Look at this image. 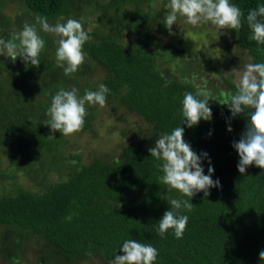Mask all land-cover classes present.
Returning <instances> with one entry per match:
<instances>
[{"label": "trees", "instance_id": "16d2710c", "mask_svg": "<svg viewBox=\"0 0 264 264\" xmlns=\"http://www.w3.org/2000/svg\"><path fill=\"white\" fill-rule=\"evenodd\" d=\"M230 2L243 13L242 27L236 33L238 46L252 63H264V44L251 39L252 30L246 19L250 10L264 5V0ZM22 5L33 18L44 17L48 22H64L69 11L68 0H22ZM258 19L264 21V17ZM16 35L8 31L2 36L11 40ZM89 36L83 46L85 56L105 73L95 82L87 81V77L81 85L72 83L71 77L65 76L56 65L55 56L46 54L45 48L52 46V37L45 35L40 36L45 48L36 67L39 77L29 75L32 78L26 83L23 70L11 75L8 68L14 66L0 59V120L5 111L23 113L22 117L13 116L10 134L15 139L0 140V146L9 143L18 153L25 149L32 153L30 161L43 155H61L64 136L44 124L49 119L47 109L52 97L61 87L66 90L75 87L82 96L85 90L95 91L103 83L110 90L106 103L114 102L139 116L159 134L184 127V140L198 155L208 154L214 168L212 179H219L221 186L209 189L207 197L203 192L197 193L191 200L194 204L191 212L181 210V215L189 217L181 239L174 236L172 229L162 238L158 234V221L170 208L167 199L189 198L177 191L169 193L160 182L163 175L158 167L160 161L150 156L147 149L129 144L123 147L119 159H92L87 164L67 166L58 179L44 184L39 191L23 186H14L12 192L7 190L0 195V227L8 233L11 230L23 245L30 237L45 243L46 260L54 256L72 263L101 258L111 263L116 255L124 254L123 242L133 239L158 250L154 264H262L259 252L264 250V169L252 165L240 174L239 155L233 147V142L239 141L245 131L247 116L233 118L227 105L209 102L212 119H202L196 126L187 127L182 124V100L185 92L195 95V88L163 72L171 81L165 86L162 71L146 48H127L119 36L110 33ZM227 85L225 96L235 92L234 83ZM94 106H85L87 115L81 131L92 130ZM116 106H112L113 112ZM24 117L27 122H22ZM37 122L33 137L18 130V123ZM229 125L232 131H228ZM208 158L202 157L201 161L205 175ZM43 167V171L47 169L46 165ZM42 170L26 169L34 174L35 182L43 175Z\"/></svg>", "mask_w": 264, "mask_h": 264}, {"label": "rangeland", "instance_id": "374dc122", "mask_svg": "<svg viewBox=\"0 0 264 264\" xmlns=\"http://www.w3.org/2000/svg\"><path fill=\"white\" fill-rule=\"evenodd\" d=\"M168 2L169 0H68L69 11L66 19L78 20L84 30L92 35L110 33L119 36L127 48H146L154 57L153 62L158 70L181 82L188 77L191 83L187 84L196 90L207 88L211 92L212 98L217 101L210 102L223 103L228 82L235 84L245 66L252 63L247 53L238 46L236 31L229 29L227 32H219L210 22H201L194 27L186 22V18L178 17L173 25V34H170L164 26L165 6ZM153 4L155 8L152 7ZM0 19V37L8 31L18 34L25 23L33 24L40 36L52 37V46L45 48V52L55 56L57 45L54 37L40 29L36 19L24 10L22 0H0ZM61 21L54 20L49 23ZM0 59L4 64L10 63L14 66V69L8 68L11 75H14L12 72L20 73L23 70L26 83L32 78L29 75L39 77V68L31 65L26 67L20 57L14 63L4 56H0ZM104 74L100 65L85 56L83 65L70 77L72 83L81 85L87 77V81L95 82ZM4 75L9 76L7 72ZM113 105L116 106L114 102L106 103L103 107L95 105L92 130L64 136L65 144L62 145L60 157L43 155L37 161H30L32 153L28 154L27 150L18 153L9 143L0 146V195L7 190L12 192L14 186L39 191L44 184L58 179L67 166L87 164L92 159H119L121 150L129 144L147 150L153 147L159 133L139 116L127 112L121 106H116L117 109L113 112ZM14 115L22 117L23 113L5 111L2 116L0 140L15 139L16 136L12 137L10 134ZM22 122H27V118L24 117ZM38 125V122L36 125L18 123V130L33 137V128ZM45 165L47 169L43 171ZM30 167L33 171H43V175L36 182L33 181L34 174L26 171ZM10 173H14L11 180ZM175 192L173 190L169 193ZM24 243L21 244L11 230L8 233L4 227H0V264H111L101 258L73 260L72 263L54 256L46 260L45 243L35 237H30Z\"/></svg>", "mask_w": 264, "mask_h": 264}, {"label": "clouds", "instance_id": "9594fccd", "mask_svg": "<svg viewBox=\"0 0 264 264\" xmlns=\"http://www.w3.org/2000/svg\"><path fill=\"white\" fill-rule=\"evenodd\" d=\"M152 7L155 8V5ZM165 10L164 26L170 34H173V25L178 17L186 18V22L194 27L201 22H210L219 32L231 29L238 33L242 27L243 13L239 7L230 3V0H169ZM258 17H264V5L250 10L246 17L252 30L251 39L258 44H264V21ZM36 22L43 32L54 37V43L57 45L56 65L63 69L65 76L77 72L85 61L83 46L90 39L83 25L72 18L50 24L46 18L36 17ZM44 48L45 41L38 34L36 26L30 23H25L23 29L11 40L0 37V56L10 58L13 63L20 57L26 67H39V57ZM160 75L165 79V86L171 83L164 77L163 72ZM183 82L191 83V80L185 77ZM109 91L103 83L99 84L95 91L85 90L82 96L75 87L70 90L61 87L52 97L47 109L49 119L44 124L50 126L52 132L59 131L63 136L81 131L87 115L85 106H105ZM210 100L215 99L207 88L197 89L195 95L185 92L181 109L182 124L191 128L202 119L210 121ZM219 103L227 105L233 118L241 114L247 116L245 131L239 141L233 142V147L239 155V173L243 175L252 165L264 169V63L247 64L239 79L235 81V92L229 93L223 103ZM184 131V127L179 126L171 133L157 134L154 146L148 149L150 156L160 161L158 167L163 173L160 182L166 190H175L181 196L189 198L167 199L170 208L158 221V234L162 238L172 229L174 236L181 239L189 219L187 215L180 214L181 210L191 212L194 205L191 200L197 193L203 192L207 197L209 189L221 186L219 179H212L214 168L208 154L204 152L198 155L184 140ZM228 131H232L230 125ZM202 157L208 158L207 175L204 174ZM67 219L70 221L72 215ZM121 251L124 254L116 255L111 264H154L158 257V250L154 246L133 239L125 240ZM259 258L264 260V250L259 252Z\"/></svg>", "mask_w": 264, "mask_h": 264}, {"label": "water", "instance_id": "95a60500", "mask_svg": "<svg viewBox=\"0 0 264 264\" xmlns=\"http://www.w3.org/2000/svg\"><path fill=\"white\" fill-rule=\"evenodd\" d=\"M262 264H264V262Z\"/></svg>", "mask_w": 264, "mask_h": 264}]
</instances>
